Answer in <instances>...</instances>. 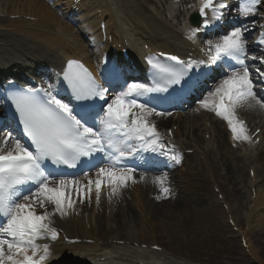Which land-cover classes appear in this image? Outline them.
<instances>
[{"label":"snow or ice","instance_id":"1","mask_svg":"<svg viewBox=\"0 0 264 264\" xmlns=\"http://www.w3.org/2000/svg\"><path fill=\"white\" fill-rule=\"evenodd\" d=\"M219 2V0H217ZM261 0H240L237 12L244 18L255 17ZM200 15L205 16V9L213 7L214 0H201ZM227 5L219 2V9ZM223 18L220 12L215 16L216 20ZM210 21L205 19L203 27L207 28ZM201 29L191 31L189 39H194ZM247 25L241 24L220 36L219 40L207 41L210 62L219 60L235 61L230 65L232 71L209 91L208 97L200 100L205 109H211L223 119L227 120L234 139L250 140L247 128L243 121L236 115L239 106L255 102L264 109V98H260L254 90L256 84L252 79L250 66L245 63L247 57ZM264 44V39L260 41ZM177 61L180 67L163 66L159 63H149L163 73V83L155 81L154 87L144 84L132 83L126 85V90L116 94L111 101H107L104 89L99 85L92 74L77 60H70L64 71V80L77 100H89L100 98L105 100L106 106H101L103 117L101 127L88 123L87 112L79 114L74 112L70 103L58 99L48 88L25 89L10 94V99L19 114L20 124L23 126V135L27 142L7 132L0 146V216L5 218L0 223V264H44L51 255L48 244H40L38 241L58 238L57 230L52 227V221L47 209L38 214L32 207L38 203L41 207L51 204L53 214L61 216L74 209L73 194L83 192L84 198H91L95 188V198L100 199L102 185L107 184L110 189L109 199L118 195L122 188L129 182L137 183L146 181L147 176L141 173L139 181L134 173L135 167H121L123 160L134 157L141 151L156 152L168 156L176 164L181 162V155L172 150L163 151L161 134L154 123L149 121L153 114L164 115L156 112L155 108H149L147 104L138 103L136 97L149 92H167L169 87L179 85L187 75L193 62L185 63L177 57H171ZM256 59V57H252ZM195 63L203 64L200 60ZM264 63V57L261 58ZM264 77V72H260ZM99 115V113H97ZM9 140L14 141L11 149L5 151ZM94 153H105L109 160V166L98 167L95 179H89L87 185H81L80 181L61 177L56 179L54 170H45V161L54 165H65L75 168L82 157H92ZM89 163V167H92ZM160 192L167 197L171 194L167 174L157 175L152 178ZM33 185V187L24 186ZM71 189V193L69 192ZM157 196V199H160Z\"/></svg>","mask_w":264,"mask_h":264},{"label":"bare ground","instance_id":"2","mask_svg":"<svg viewBox=\"0 0 264 264\" xmlns=\"http://www.w3.org/2000/svg\"><path fill=\"white\" fill-rule=\"evenodd\" d=\"M5 0H0V11L3 12L4 14H18V10L14 8V5L19 3V2H27V10L23 13L29 14L32 13L34 17L40 19L41 25L39 22L36 24H33L34 27L40 28L43 32L44 31H50L53 28L56 29V27L59 30H62L65 34L70 35V37L74 38L78 44H79V52L82 54H86L87 52L90 53L91 57L93 56H98L100 53L93 48L92 45H88L86 41H83V38L81 40L80 37V31L75 30L72 25H69L65 22H63V19L59 17L57 13H55L52 8L44 1L40 0H7V3H3ZM90 1V0H87ZM125 3H130L133 7V9H140L142 10L144 15H149L151 14L152 21L155 25L159 26V29H152V32L154 36H151V32L146 29V25L144 23L139 24L140 30H143L146 33L144 40L145 42H141V40L136 41V37L132 33V35H124L121 33L119 28L115 27L113 30L112 25L114 24L113 19H111L109 22L107 21V24L109 25V32L114 34V39L119 41V42H124V39L127 38L131 43L132 40H135L137 44L135 50L138 52V54L144 53L142 51V47L144 45H148L152 47L155 50L158 49H172L174 50V45L169 43L167 41V38L164 37L165 34H170L173 32L174 35L179 37L181 40V31H177L171 28V24L169 22H163L161 21L158 16H154L153 12H148L145 10V5L139 4L136 2V0H123ZM147 3L153 4V0H146ZM70 6V2H68ZM4 6H9L12 7L11 9L9 7L6 8L5 12L4 9L2 8ZM170 8H175V6L171 3L169 7ZM259 8H264L261 5L258 6ZM154 10V9H153ZM159 15H161L159 13ZM190 15V14H189ZM258 15V13H257ZM256 15V16H257ZM179 17L184 18L185 17V12L180 11L178 14ZM106 17V16H104ZM148 19V17H146ZM100 24V23H99ZM43 25V26H42ZM23 26V23L20 21H7V20H0V27H3L2 29L6 28H11V27H16V28H21ZM256 32H258L259 36L264 35V23H256V25H253ZM48 27V28H47ZM98 25L94 26V28H97ZM98 29V28H97ZM96 29V33H98ZM93 29L91 28V31ZM115 31V32H114ZM164 31V32H163ZM262 31V32H260ZM162 32V33H160ZM166 32V33H165ZM96 33L94 35H96ZM116 34V35H115ZM249 36V35H247ZM96 39L98 36L95 37ZM126 39V40H127ZM125 40V41H126ZM60 43L66 44L68 42L62 41L60 38H56V41H44L43 45H49L50 48L43 49V48H38V47H33L30 44L25 43L23 45L22 43H19L17 46L18 48L13 49V54H10V56H13L15 54L20 55L21 59L22 56L26 51L31 52V53H36L39 56H42L44 61H46L48 64L51 66H58L61 64L62 59L58 56H56L55 53H53V45L55 47L60 46ZM134 44V43H133ZM185 45V44H184ZM186 46V45H185ZM84 47H86V50H84ZM186 49H183L180 47L181 51H186ZM247 48L249 51L254 52L259 55H263V50L261 48H258L259 50L256 51L250 44H247ZM86 51V52H85ZM87 56V54H86ZM88 57V56H87ZM90 57V56H89ZM24 58V57H23ZM248 62H246L247 64ZM254 90L257 92L258 97L264 98L263 93H259V89ZM253 106L249 107L248 104H244L242 107V112L244 117L248 121H251L252 123H255L254 121L256 118H262L260 122L254 125L255 128H261L264 131V118L262 116L264 109L260 108L258 105H255V102H251ZM169 115H162V116H156L152 115L149 117V121L155 122L157 127L160 130H163L167 124L169 123H174L175 125H179L180 129H182V132L186 129L189 131V137L190 139L195 140L196 142L199 143L198 138L201 136V127H206V123L208 121L212 120V117L209 114V110L205 109L204 107L200 106L199 108L192 109L190 112H187L186 114H182L177 117H173L172 119H168ZM252 118V119H251ZM240 118V120H242ZM199 128H197V125L200 123ZM193 125H191V124ZM217 126H219V123H215ZM264 135V132H263ZM220 139L222 140L224 136L222 133L219 135ZM263 141L260 144V147L264 148V136L262 137ZM14 141L11 140L10 145ZM220 148L223 151V157L229 155L231 156L233 154V151L228 148L227 144L224 141H221ZM260 160V163L258 161L249 160V158L242 159L241 161H236L235 164L232 163L231 171L233 175L231 176L230 180H227L230 182L231 185H233L232 191H229L227 194V198L229 199L230 196L236 197L239 199L241 196H243V199L248 201L251 198H248L249 190L247 187V183L250 185L251 189V179L248 176L247 177H237L236 175V170H240V172L244 173L247 168H249L250 165L253 164V168L255 171L254 178L256 179V187H257V194L256 198L254 201L255 206L253 207L252 210L250 211H244V216H245V221L248 223H251L252 221H259L258 226L262 228V231H264V185H258V181L260 177L263 175L262 172L264 173V153L260 154L257 156ZM239 163L241 165H239ZM109 166V165H108ZM224 166H227V164L224 162ZM107 167V166H104ZM151 168L150 166H147ZM162 167H167L166 170H169L172 173V177L170 174H167L165 172H162L160 170L154 171V175H146L147 180L146 181H141L137 183H131L129 182L128 186L125 188H122L119 192L118 195L112 196L111 199H109V192L110 189L107 187V184L104 185L103 192L102 194L100 193V199L99 201L96 200L95 198V188L94 185H92L93 191L91 193V198H84V201H80V195L78 194H73L72 199L75 201L74 204V209L70 210L67 215L61 216L59 213H54L53 214V207L51 204H45V207H39V205L32 204V207L35 211L38 213H43L45 209H47L48 213L50 215H53L57 218L60 219V223L66 228L67 233L71 235V237H79V238H86V239H94L103 241V245L110 247L115 251V255H119L122 257V254L125 257H131L130 254H134L135 257H132L131 260L134 261L132 263L134 264H167L169 261H167L165 258L161 259L160 254L157 253H149L145 252L142 250H137V249H130L132 253H129V248L126 246H120L116 243V241H126L130 242V244L138 243L139 239L141 240L140 244H144V238H145V231L148 233L149 231L145 227V223H149L151 219H154L155 216H160L164 215L165 218H168L170 220H174V225L178 228L180 224L184 223L183 218L181 215H179L178 210L180 208L187 209L189 206H196L197 208L195 209L196 211L202 210L200 215L204 213V210L206 208V205L203 204V200L200 198L201 192H203V186L199 185V183H192L191 184H186V177L180 176L178 171L176 169H172L168 166H158L157 169L162 168ZM156 168V167H155ZM236 168V169H235ZM228 175H231L230 169L227 168ZM144 173V172H143ZM162 174H167L169 184L172 187V192L170 195L165 197L161 192L159 188H155V184L152 183V178L157 175H162ZM245 174V173H244ZM135 175V174H134ZM141 173L139 172L136 176L137 180L139 181ZM171 177V178H170ZM88 179H95V178H88ZM182 180L181 183L179 184H174L172 183L173 181H180ZM87 181V180H86ZM81 185H87L85 181H80ZM241 186L242 191L236 189ZM247 184V185H246ZM130 189H134V192H129ZM155 191L159 192L157 196H160L161 198L158 199L156 202L151 201L149 197L146 195L147 193H154ZM69 192L71 193V189H69ZM178 192V193H177ZM144 196V197H143ZM157 196L155 195V199H157ZM235 198V199H236ZM171 199H176L175 202H172ZM227 200V199H226ZM251 204V203H250ZM235 205L233 208H231V211H235ZM78 210L80 212L79 217L76 218L75 216H71V212H75ZM256 211H260L257 213ZM232 212V213H233ZM262 212V213H261ZM84 214H86L84 218ZM137 215H140L137 217ZM196 214H193L189 216L187 214L185 223H189L191 221H195L196 219ZM122 227L127 228V229H122ZM154 229V232H152L153 237L159 236V226L158 224L155 225V227L152 225L151 226ZM165 227V223L162 226V230ZM249 227H252V224H250ZM181 228V227H180ZM183 229V228H182ZM251 229H249L250 231ZM93 233V234H92ZM264 236V233H263ZM249 237V234H248ZM249 245V252L253 255V245L252 243H247ZM66 250L70 251V254L73 256H80L83 255L81 252H91V253H97V252H102L103 249L101 246H80V247H68ZM148 253L150 256H148ZM144 256H148V262L144 259ZM142 258V259H138ZM258 260V259H257ZM171 262V261H170Z\"/></svg>","mask_w":264,"mask_h":264},{"label":"rangeland","instance_id":"3","mask_svg":"<svg viewBox=\"0 0 264 264\" xmlns=\"http://www.w3.org/2000/svg\"><path fill=\"white\" fill-rule=\"evenodd\" d=\"M140 1L144 2V0ZM61 11L63 12L64 9ZM200 105L199 102L192 107L196 108ZM191 110L192 108L188 109L189 112ZM241 186L242 184L237 188L240 191L243 190ZM231 199L237 201L234 197ZM205 202L207 204L206 210L199 219L197 218L202 211H196L194 206L187 210H178L181 215H185L184 213L189 216L197 215L196 220L185 223L183 229L176 226L171 227L174 220L165 218L164 215L160 216L162 218L158 224L165 223V219H167V224L163 231H159L158 237L167 249L169 247L173 250H169V253L174 255L167 254L164 258L170 260V264H252L247 257L248 253L239 244L234 231L229 228L226 217L221 211L222 209L217 206L215 198L213 197V200L206 199ZM241 202L242 200H239L238 203L234 202L235 209L238 210L237 219L240 220V225H245L244 232L249 234L247 239L253 245L254 258L256 257L260 264H264V231L258 226L259 221L247 223L244 220L243 211H241L240 206L238 207ZM256 212L259 213L260 211ZM250 224L252 227H249ZM249 229L251 230L249 231Z\"/></svg>","mask_w":264,"mask_h":264}]
</instances>
